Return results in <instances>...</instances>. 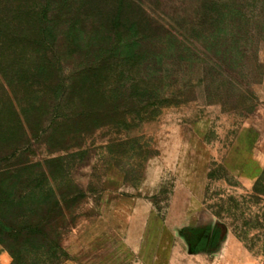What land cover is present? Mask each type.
<instances>
[{
    "label": "rangeland",
    "instance_id": "rangeland-1",
    "mask_svg": "<svg viewBox=\"0 0 264 264\" xmlns=\"http://www.w3.org/2000/svg\"><path fill=\"white\" fill-rule=\"evenodd\" d=\"M119 1L57 8L82 19L86 38L114 31ZM214 2L225 17L207 53L201 30L171 21L200 0H124V15L155 35L130 63L102 68L110 85L101 91L113 90L120 110L88 136L74 129L84 119H65L63 92L28 114L24 91L16 93L32 132L13 141L17 129L0 123V170L11 168L0 176V215L39 222L65 256L59 264H264V0ZM62 28L58 69L68 81L89 51ZM39 237L23 248L26 264L48 246ZM0 264H13L1 243Z\"/></svg>",
    "mask_w": 264,
    "mask_h": 264
},
{
    "label": "trees",
    "instance_id": "trees-1",
    "mask_svg": "<svg viewBox=\"0 0 264 264\" xmlns=\"http://www.w3.org/2000/svg\"><path fill=\"white\" fill-rule=\"evenodd\" d=\"M60 2L63 0H0V123L4 119L8 120L17 129L15 134H10L13 141L17 135L25 138L32 132L30 116L25 114L21 117L17 110L21 102L16 93L20 90L24 91L22 101L27 104V114L28 110L36 111V107L47 109L51 103L49 97L57 98L63 92L72 107L71 115L65 119L69 122L84 119L85 123L82 122L81 127L76 125L74 128L78 131V136H88L104 127L98 124V120L102 117L113 118L120 107L116 106L118 100L113 90L101 91L104 84L110 85L108 78L102 74V68L107 64L117 66L118 62L121 65L130 63L137 55L135 52L132 54V51L142 48L143 43L150 42L155 35L154 30L145 31L130 21V17L124 15V8L127 6L122 4L124 0H120L110 22L115 35L111 32L106 35L100 29H94L84 38L82 19L81 23L76 22L77 18L72 17L79 16L69 12V8L64 9L63 6L58 9ZM94 2L99 4V0ZM215 8L214 0H200L194 13L171 21L180 28L189 24L201 30L198 36L200 39L205 37L204 47L208 53L213 47V34L225 17V14ZM181 19L183 23H180ZM67 26L74 35L73 41L87 46L89 57L83 64L74 66L69 80L65 81L59 74L57 49L59 40L65 33L62 27ZM107 37V41L102 44L103 38ZM157 47L156 44H151L150 51L155 60L160 62L161 57H156L159 50ZM168 47L169 43L166 48ZM77 56V51L73 50L69 58ZM133 85L144 87L145 84L133 80ZM18 143H13L15 148L19 147ZM8 170L11 168L0 170V176ZM53 209H59L57 201ZM4 219L0 215V243L9 251L13 264H26L27 254L25 255L23 248H30V241L39 236L48 242V246L38 247L36 264H59L62 257H65L57 243L42 233L39 222L13 225ZM19 219L21 222L22 218ZM8 240L13 242V248L6 246ZM46 253L50 257L45 261Z\"/></svg>",
    "mask_w": 264,
    "mask_h": 264
},
{
    "label": "crops",
    "instance_id": "crops-1",
    "mask_svg": "<svg viewBox=\"0 0 264 264\" xmlns=\"http://www.w3.org/2000/svg\"><path fill=\"white\" fill-rule=\"evenodd\" d=\"M4 259H6V257L4 255H1Z\"/></svg>",
    "mask_w": 264,
    "mask_h": 264
}]
</instances>
